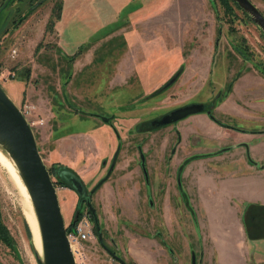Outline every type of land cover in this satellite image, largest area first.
<instances>
[{
  "label": "rangeland",
  "instance_id": "rangeland-1",
  "mask_svg": "<svg viewBox=\"0 0 264 264\" xmlns=\"http://www.w3.org/2000/svg\"><path fill=\"white\" fill-rule=\"evenodd\" d=\"M37 1L13 0L0 9V86L18 107L32 106L28 119L65 225L79 199L57 183L55 169L75 172L88 192L118 149L114 169L91 198L102 241L111 250L127 264L234 260L235 251H217L207 237L209 230L217 234L237 223L227 219L231 213L220 203V178L215 176V187L202 189L216 210L204 216L195 182L188 195L181 173L192 160L228 148L230 139L220 133L235 127L248 131L239 132L247 139L241 143H257L264 151V134H252L264 128L262 29L232 0H44L32 9ZM250 1L264 15V0ZM193 51L201 59L190 56ZM196 102L206 109L150 127L153 119ZM205 116L224 125L211 129L200 120ZM72 135L87 142H73ZM91 139L94 146L88 145ZM127 163L134 166L133 176L115 170ZM13 185L0 167V216L15 242L13 249L0 239V264H38ZM254 211L264 217V210ZM254 215L258 220L249 219L248 227L258 229L260 223L263 229ZM84 246L86 264H121L94 232ZM237 255V264H264V239L241 240Z\"/></svg>",
  "mask_w": 264,
  "mask_h": 264
},
{
  "label": "water",
  "instance_id": "water-1",
  "mask_svg": "<svg viewBox=\"0 0 264 264\" xmlns=\"http://www.w3.org/2000/svg\"><path fill=\"white\" fill-rule=\"evenodd\" d=\"M44 0H38L31 8H35ZM243 11L248 13L253 21L262 29L264 33V15L250 0H232ZM176 76L174 75L166 85H170ZM205 110L204 103H189L168 111L150 122L151 127L165 126L179 121L189 115L200 113ZM210 112L209 110L207 111ZM107 117H102L107 121ZM0 149L11 159L17 173L25 186L30 198L38 235L41 242L42 253L39 255L35 250V256L38 264H76L70 244L66 235V225L62 214L57 188L54 180L46 167L42 156L38 150L36 137L31 125L28 123L20 108L5 93L0 86ZM140 149L141 165L144 167V153ZM118 149L115 151L110 170L114 167ZM106 160L102 161L105 164ZM145 169V167H144ZM109 170V171H110ZM70 175L62 178V182L75 188L79 194L78 209L74 219L78 216L79 208L82 205L81 192L86 190L82 180L72 170L68 169ZM108 172L100 179L90 190L92 194L109 176ZM90 213L97 224L98 237L102 240L99 233L98 219L96 212L91 205L90 199L86 200ZM27 223V222H26ZM28 225V223H27ZM30 230V227L28 225ZM31 233V230H30ZM32 240V234H31ZM115 259L122 264L125 261L114 253L110 252ZM193 264L194 261H193Z\"/></svg>",
  "mask_w": 264,
  "mask_h": 264
},
{
  "label": "crops",
  "instance_id": "crops-1",
  "mask_svg": "<svg viewBox=\"0 0 264 264\" xmlns=\"http://www.w3.org/2000/svg\"><path fill=\"white\" fill-rule=\"evenodd\" d=\"M196 51L191 52L190 56L195 53L196 58L201 59V52L199 51L196 53ZM211 53L212 50H210L209 54ZM14 96L17 97L15 91ZM9 97L14 103H17L11 96ZM18 100H20L19 97ZM200 120L211 129L222 127L215 124L206 116ZM239 132L248 131L243 128L235 127L234 130L227 133L221 132L220 135L230 139L227 146L228 148H222L220 150L221 152H216L215 154L202 156L200 159L192 160L185 165L181 173V179L184 181L182 182L183 189L188 195H191L189 192L190 184L192 185V181L195 182V184H193L195 186V191H193V193L195 194L196 200L199 202V206L204 216L205 213L207 215V213L216 210H213V206L209 204L208 200L202 197V189L207 185L215 187L217 184V180L214 179L215 176L217 175L220 178V186L224 190L220 203L224 206L226 213H231L227 219L237 221L235 226L229 228L226 227L223 230H220V233L218 232L215 234L211 230L207 232L208 240H211L214 245H216L214 247L217 251L222 253L225 251L236 252V254L234 252V260L232 259L227 262L222 260V264L223 262H225V264H237V252L240 250L241 240H247L250 242L264 239V228L261 229L262 227H260L262 224L257 221L258 229H250L247 223L251 218L258 220V217L255 216L254 213L257 215H263L262 211L257 213L254 210L256 208L258 210H264V151L259 148V144L257 143H247L248 145L241 143V141L247 139H244L243 135H239ZM254 133L264 134V128L258 130V132L253 131L252 134ZM75 136H77V138ZM246 136L252 138L254 135L250 136L248 134ZM81 137V135H72L71 141L75 142L77 140L78 142L85 144L87 141ZM92 140L93 139H91V141ZM92 142L88 145L94 146L93 144H95V142ZM72 146L74 149L77 148L75 143ZM72 164H75V162L68 163V166ZM195 164H197L196 169L194 167ZM199 165H202L200 171H198L199 169L197 170V166ZM205 165L207 166L206 168L204 167ZM119 168L122 173L125 172V174H129L130 176L134 175V166L130 167V163L121 165L117 164L115 170ZM73 170L79 172L80 167L73 168ZM194 208L197 213L198 207L195 205ZM262 215H259V220H262L264 225V217L261 218ZM256 232H258V235H253ZM259 232H262L263 235H260Z\"/></svg>",
  "mask_w": 264,
  "mask_h": 264
},
{
  "label": "bare ground",
  "instance_id": "bare-ground-1",
  "mask_svg": "<svg viewBox=\"0 0 264 264\" xmlns=\"http://www.w3.org/2000/svg\"><path fill=\"white\" fill-rule=\"evenodd\" d=\"M0 167L5 170L7 177L9 178L11 183H13L15 185V187L18 189V191L21 195V198L23 201L22 206L24 205V209H23L24 217H25V220L30 227L31 234H32L31 243L33 245L34 250L39 255H41V253H42L41 242H40V238L38 235L36 218L34 215V211H33V207H32L30 198H29L28 193L25 189V186L23 185V183H22V181H21V179L17 173V170H16L13 162L1 149H0Z\"/></svg>",
  "mask_w": 264,
  "mask_h": 264
},
{
  "label": "built area",
  "instance_id": "built-area-1",
  "mask_svg": "<svg viewBox=\"0 0 264 264\" xmlns=\"http://www.w3.org/2000/svg\"><path fill=\"white\" fill-rule=\"evenodd\" d=\"M14 52L15 50H13V53ZM30 107L32 106L27 104L19 106L22 114L25 116L29 124L28 110ZM91 233L92 231L88 212L87 210H82L78 220L71 227V229H66V235L76 264H86L84 242L90 240Z\"/></svg>",
  "mask_w": 264,
  "mask_h": 264
},
{
  "label": "flooded vegetation",
  "instance_id": "flooded-vegetation-1",
  "mask_svg": "<svg viewBox=\"0 0 264 264\" xmlns=\"http://www.w3.org/2000/svg\"><path fill=\"white\" fill-rule=\"evenodd\" d=\"M5 2V1H4ZM3 2V3H4ZM2 6V5H1ZM0 6V7H1ZM4 7H7V6H3L2 8H4ZM1 8V9H2ZM0 12H1V10H0ZM176 74H178V72L176 73ZM205 109H206V107H205ZM209 115V117L212 119V117L210 116V114H208ZM216 122V121H215ZM216 123H218V122H216ZM219 125H224V123H220L219 122ZM151 127V126H150ZM159 127H161V126H159ZM254 132H258V131H254ZM139 147L141 148V146L140 145H138L137 146V149H138V152H139V159H140V168L145 172L146 170L144 169V167H145V156H144V167H142V165H141V157H140V149H139ZM141 150H142V148H141ZM143 152V151H142ZM114 155V154H113ZM113 158V157H112ZM112 158H111V161H110V164H109V166H108V168H107V172H106V174L108 173V172H110L111 173V171H112V169H114V167L110 170V165H111V162H112ZM104 160V159H103ZM106 160V159H105ZM101 163H102V161H101ZM106 164V163H105ZM105 164H102V165H105ZM180 166L181 165H179V168H180ZM182 167V166H181ZM183 168V167H182ZM68 169L69 168H66V167H61V168H58V169H55V173H56V175H57V180L58 181H62L61 179L62 178H67V176H68V174L70 175V173H69V171H68ZM110 170V171H109ZM75 173V172H74ZM110 173H109V175H110ZM105 174V175H106ZM107 179V178H106ZM64 183V182H63ZM67 185V184H66ZM68 186V185H67ZM70 189H72L75 193H76V195H77V197H78V199H80V194H79V192L75 189V188H73V187H70V186H68ZM92 189V188H91ZM183 189V188H182ZM184 190V189H183ZM96 191V190H95ZM94 191V192H95ZM93 192V193H94ZM90 193V190L87 192L86 190L84 191H82L81 192V196H82V205H86V207H85V210H87V212H88V217H89V220H90V224H91V231H92V233L94 232L95 233V235L97 236V239H98V241L100 242V244L106 249V251L113 257V255L110 253V252H112V253H114L115 255H117L113 250H111L102 240L100 241V239H99V237H98V230H97V224H96V222L94 221V217H93V215L90 213V210L88 209V206H87V204H86V200L87 199H90V202H91V198H92V195H93V193L92 194H89ZM92 205V204H91ZM94 208V207H93ZM95 210V209H94ZM96 212V211H95ZM97 216V215H96ZM97 219H98V217H97ZM98 226H99V221H98ZM99 233H100V227H99ZM100 235H101V233H100ZM101 238H102V236H101ZM118 256V255H117ZM121 258V257H120ZM113 259H115L114 257H113ZM115 260H117V259H115ZM124 260V259H123ZM118 261V260H117ZM118 262H120V261H118ZM121 263V262H120ZM125 263H126V261H125ZM122 264V263H121ZM127 264V263H126Z\"/></svg>",
  "mask_w": 264,
  "mask_h": 264
},
{
  "label": "trees",
  "instance_id": "trees-1",
  "mask_svg": "<svg viewBox=\"0 0 264 264\" xmlns=\"http://www.w3.org/2000/svg\"><path fill=\"white\" fill-rule=\"evenodd\" d=\"M13 0H6L4 3H2L0 9L5 5L7 6L10 2H12ZM262 72H264V70H262ZM211 116V114H210ZM212 117V116H211ZM212 119L214 120V118L212 117ZM216 122H218L217 120H214ZM57 183L59 184H65L61 181H58ZM81 214V210L78 212V216L74 219V216L73 218L69 221V223L66 225V229L69 230L71 229V227L75 224V222L78 220L79 216ZM26 221V220H25ZM26 223V222H25ZM26 231H27V234L28 236H30V230L28 228V225L26 223ZM0 239L8 246L12 247L13 249L15 248V242H14V239L12 238V236L10 235L8 229L6 228V226L3 224V221L1 219V216H0Z\"/></svg>",
  "mask_w": 264,
  "mask_h": 264
}]
</instances>
